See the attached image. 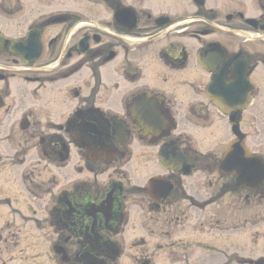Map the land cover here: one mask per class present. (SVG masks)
Listing matches in <instances>:
<instances>
[{
	"label": "flooded vegetation",
	"instance_id": "flooded-vegetation-1",
	"mask_svg": "<svg viewBox=\"0 0 264 264\" xmlns=\"http://www.w3.org/2000/svg\"><path fill=\"white\" fill-rule=\"evenodd\" d=\"M13 14L0 19L13 22ZM25 27L39 32L40 55L26 63L5 50L0 58L12 57L13 73L45 85L42 103L54 92L67 107L63 121L40 112L51 133L42 136L39 125L35 136L45 161L71 166L75 179L45 206L46 222L29 221L42 226L45 242L20 250L15 261L24 264L42 249L47 264H191L197 234L207 243L206 264H264L263 255H243L244 241L255 245L264 224V181L240 188L220 170L238 112L264 164V0H64ZM39 71L42 77L30 75ZM26 110L17 111L29 130L36 116ZM150 125L157 135H148ZM210 142L211 150L201 149ZM135 144L152 149L154 160L174 145L195 168L155 161L159 173L129 189L125 179H112L113 166L130 161ZM153 178L163 180L158 194L147 189ZM139 194L146 199H129ZM3 226L0 261L7 264L6 243L17 235L10 229L8 237ZM33 255V264H45Z\"/></svg>",
	"mask_w": 264,
	"mask_h": 264
},
{
	"label": "rangeland",
	"instance_id": "rangeland-1",
	"mask_svg": "<svg viewBox=\"0 0 264 264\" xmlns=\"http://www.w3.org/2000/svg\"><path fill=\"white\" fill-rule=\"evenodd\" d=\"M63 1L64 0H18V3H16L17 0H0V15L14 13V17H12L13 22H3L0 19V30L8 39L21 37L26 34V25L28 26L31 22H35L38 16L43 17L57 10L62 6ZM56 34L57 31L53 29L46 33V36L52 38ZM0 67L11 71V69H14L12 67L17 66L13 64L12 57L4 56L0 58ZM1 71L0 74L13 76V78L9 82H0V93L6 96L8 102V107L0 111V201H12V206L6 203L0 204V224H4V226L0 225V229L2 226L5 229L7 228L8 232L6 231V235L8 233V237L11 236V232L9 231L11 228L14 233L17 231L16 239L12 241V238H8L6 247H8L9 250L7 251L8 255L5 260L7 264H19V258L15 261L13 257L18 255L22 249H33L35 243L42 245L44 243V236L42 235L44 232H42V226L36 227V225H34V229L32 224L25 227H21L20 224L10 225V221L16 220V215L13 213L12 208L14 207V210H20L22 214L26 212L25 214L31 215L33 218L39 217L40 214L45 215L44 220L46 222L48 218L46 219L45 206L47 207L51 204L57 193L64 189L66 184L72 183L71 181L75 179V176L74 173L70 171L71 166L68 165L69 167H64V164H53L49 161H45L43 158V151L39 147V139L35 136V131L38 130L36 126L39 125H42L38 130L42 136L51 133L50 129L44 127L43 120L39 116L40 112L44 115V118H55L54 115H58L60 120L66 115L67 107L65 110H62L59 95L54 94V92L48 93V95L43 98L42 103L41 100H39L42 92L40 89L45 87V85L38 86L30 83L28 79L24 78V73L16 74L4 72L3 70ZM42 74L43 72L39 71V74L32 73L30 75H33L32 77H42ZM40 103L44 106L39 105ZM18 109H21V112L27 109L24 113L31 115L32 118L35 112V125L25 133L19 132L17 127V121L19 119ZM52 121L55 123L62 122ZM204 144L201 146V149L204 151L211 150L213 147V142ZM131 152L132 156L130 161H119L113 166V172L115 174L112 176V179H125L126 185H124L129 189H132L134 186L142 185L149 177L159 173L157 166L154 165L153 150L148 149L147 145H145V147H140L138 144H135ZM150 153H152V155ZM72 162H75L77 166L83 169L86 167L81 156H75ZM15 165L21 167H15ZM32 168L34 170L33 174L30 172ZM123 169H125L124 172ZM28 172L30 176L33 175L30 183L29 178H27ZM22 173V182L25 188H27L24 190V194L16 183L19 181L20 185H22ZM33 181L36 183L33 184ZM100 182L105 184L104 179ZM195 185H197L196 182ZM129 199L145 200L146 197L139 194L137 196H130ZM27 203L31 206V209L33 204L38 206H34L33 210L35 211H33L29 209ZM41 206L44 208V212L41 211ZM7 221L9 222L5 224ZM14 225H18L19 227L15 228ZM44 225L46 226V224ZM36 228H39L40 231ZM257 231L258 235L255 236L254 240L256 243L255 245L251 244V246H249L250 240L244 241L246 244L243 250V253H245L243 254L244 256L251 255L252 258L264 256V224L261 225ZM36 234H40L37 240L35 239L37 236ZM195 237V253L191 260V264H206V259L204 257L205 252L202 250L204 246L205 248L207 247V243H205L204 240L198 239L199 235L196 234ZM46 238H48L47 243L54 241V237L49 230ZM10 248L12 249L10 250ZM41 251L42 249H40L39 252L34 250L33 254H39V261H44L45 264H47L45 257L42 260ZM33 254L30 255V260H27L24 264H33V258L36 257V255ZM181 259L182 257H180V261ZM231 261L232 258L228 264H232ZM50 264H55L52 259Z\"/></svg>",
	"mask_w": 264,
	"mask_h": 264
},
{
	"label": "water",
	"instance_id": "water-1",
	"mask_svg": "<svg viewBox=\"0 0 264 264\" xmlns=\"http://www.w3.org/2000/svg\"><path fill=\"white\" fill-rule=\"evenodd\" d=\"M1 42V39H0ZM2 44V42L0 43V45ZM26 45V46H25ZM32 44V39L29 37L26 41H16L12 44V52H18L19 50H23L26 51L27 49H29V47H31Z\"/></svg>",
	"mask_w": 264,
	"mask_h": 264
}]
</instances>
